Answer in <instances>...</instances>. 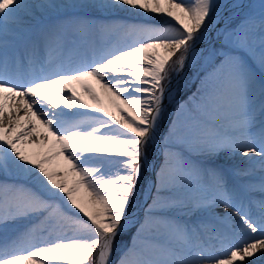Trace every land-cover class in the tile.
I'll return each mask as SVG.
<instances>
[{"label": "snow or ice", "instance_id": "obj_1", "mask_svg": "<svg viewBox=\"0 0 264 264\" xmlns=\"http://www.w3.org/2000/svg\"><path fill=\"white\" fill-rule=\"evenodd\" d=\"M231 7L201 51L213 0H0V173L29 182H0V264H113L172 75L199 60L212 71L176 102L137 242L115 264H264V0ZM220 206L211 228L169 214Z\"/></svg>", "mask_w": 264, "mask_h": 264}, {"label": "bare ground", "instance_id": "obj_2", "mask_svg": "<svg viewBox=\"0 0 264 264\" xmlns=\"http://www.w3.org/2000/svg\"><path fill=\"white\" fill-rule=\"evenodd\" d=\"M222 1H224V0H222ZM186 2H187V0H186ZM218 2H219V0H216V1L213 0V3L215 5L214 10L217 8V13L214 15V12H213V19L208 22V25L206 27L207 37H206V39H204L202 42H200L197 45V48L201 51H206V49L215 42V37L219 34L218 30H222L224 25H226L228 21H230L232 18H234L236 16L235 12L233 11V9L231 7V5L236 2V0H225L220 5L217 6ZM245 4H247V3H245ZM150 16H153L154 18H151L149 21L141 20V19L132 20V19H128L127 16H125V18L129 21L137 22V23H143V24H155L156 20L163 21L162 24H160L161 22H158V23H156V25L159 24L158 26H165V27L168 26L170 23L171 24L175 23L174 21H171L170 19H166L167 17H161V16H157V15H150ZM62 18L63 17H59V16L49 17V18H46L44 20V23L53 24V23H56L58 21V19H62ZM192 67L193 66L190 67V66L186 65L184 71L181 72L179 74V76L173 74L172 81H171V87L176 89L180 83V80L183 79V75L186 76L188 70H190ZM257 75L259 77V73ZM167 103H168V101L166 100L165 106ZM22 114L23 113H21V115ZM160 123H159V126H158L157 131H156L155 139L153 140L155 150H154V153L152 154V156L150 157V159H148L149 163H148L147 173H148V177L150 180H152V179L154 180V177L156 175V171H157L158 166H159L158 162H157L158 157L156 156V153L157 154L160 153V150H158V149L162 148V146L159 145V139L161 138ZM217 161H218V163L215 162V164H217L221 167L229 168V169L233 168V167H241V168L245 167L244 162L239 157L233 158L231 160H226L224 157H221ZM0 182L12 183V180L7 179L6 177H4V175L0 174ZM138 213H139V211H134V212L131 211L125 215L126 218L129 219V226L136 224L139 221L138 219L140 218V213L139 214ZM169 214L170 215H172V214L179 215L182 220L186 221L190 225L203 223L205 225L210 226V228H211L212 226L216 225V220H214L213 217H216L217 219L220 217H223L225 215V210L222 206H220V207H215L211 212L196 211L192 214L185 215V214L181 213L179 210H175L174 212L169 213ZM11 226L12 225H10V227ZM66 235L71 236L72 230L67 229ZM209 235H211L210 231L208 233H205L204 238L206 241H207V237ZM239 238H240L239 236L233 237V239H239ZM212 243H213V247L210 249V251H217L218 249L222 250V249H220L219 244H215V242H212ZM249 259H251V258H249Z\"/></svg>", "mask_w": 264, "mask_h": 264}, {"label": "rangeland", "instance_id": "obj_3", "mask_svg": "<svg viewBox=\"0 0 264 264\" xmlns=\"http://www.w3.org/2000/svg\"><path fill=\"white\" fill-rule=\"evenodd\" d=\"M260 2H261V0H251L249 2V4L259 5ZM221 3H222V0H219L217 6L220 5ZM166 19H170V18H166ZM235 21H236V17H234V19L231 20V22L229 21V23L225 27L229 26L231 23H234ZM213 45H215L216 47H219L218 42L215 41L212 45H210L206 49V51L208 49H210ZM217 63H218V61H217ZM211 71H212L211 64H206L203 60H199L197 65L194 66L192 69H190V71L187 73L186 77L183 78L182 80H180V83L178 85V90L175 94V99L173 102H171V103L168 102L166 104L165 111L163 113V118H162L161 123H160L161 137H162L161 138L162 139L161 146L163 148H164L165 143L167 142L166 137H168V135H169V128H170L171 122L176 116V113H175L176 102L184 103L186 100H188L189 97H191L193 94L197 93L198 88H201V81L204 79L206 74L211 72ZM188 122H191V115L188 113H183L181 115V124H185ZM144 151H145V153H147V155L149 153L152 154L154 152V145L151 141L145 146ZM160 154H161L160 155L161 159L158 162V165H159L158 169H159L160 164L163 160L162 152ZM191 155L195 158L204 157V156H202L196 152H193ZM148 156H150V155H148ZM111 159H112L113 163L105 165V168H104L105 173L115 171L117 168H119L118 161L121 158L120 157H113ZM215 162L218 163L217 160ZM0 174H2V173H0ZM2 175H4V174H2ZM146 175H147V168L142 169L141 174H140V178H139V181H138L137 187H136V195L131 199L127 212H131L132 210H134L135 208H138L141 205V203H142L141 186L144 182ZM4 177L11 179L12 182H15V183H25V184L29 183L26 179H16V178L5 176V175H4ZM155 179H156V175H155ZM151 202H152V198L146 206H143V208L141 209V211H142L141 217L145 215V209H147V206L149 204H151ZM127 212H126V214H127ZM138 227H139V224L136 225L135 227L126 229L122 234L118 235L115 238V242L113 245V253H112L113 264H115V261L118 259L121 252L127 246L137 242L136 233H137Z\"/></svg>", "mask_w": 264, "mask_h": 264}]
</instances>
